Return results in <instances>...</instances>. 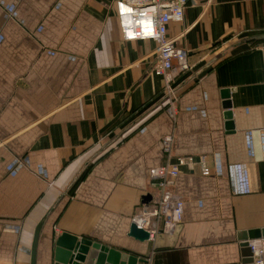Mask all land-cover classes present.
<instances>
[{
    "label": "crops",
    "instance_id": "1",
    "mask_svg": "<svg viewBox=\"0 0 264 264\" xmlns=\"http://www.w3.org/2000/svg\"><path fill=\"white\" fill-rule=\"evenodd\" d=\"M113 2L0 0V264L30 263L51 206L36 264H53L62 233L147 264H244L240 234L264 231V0H190L168 25L189 66L172 83L173 120L150 73L155 43L123 41ZM166 135L173 157L205 156L210 175L180 168V229L154 250L129 231Z\"/></svg>",
    "mask_w": 264,
    "mask_h": 264
},
{
    "label": "built area",
    "instance_id": "2",
    "mask_svg": "<svg viewBox=\"0 0 264 264\" xmlns=\"http://www.w3.org/2000/svg\"><path fill=\"white\" fill-rule=\"evenodd\" d=\"M95 1V0H90ZM190 0H114L113 7L120 36L123 41H151L155 43L156 59L150 73L164 79L166 109L172 120L176 116L177 94L172 83L175 75L189 69L187 52L177 48L174 40L167 37L170 23H181ZM264 88V73H263ZM264 148V134L262 135ZM162 152L167 162L148 172L149 183L155 195L149 204L142 205L132 219V225L148 233V241L154 242L158 235L172 236L181 223L183 200L174 192V185L181 167L196 165L201 176L210 175L205 156L171 155L173 136L162 139ZM251 264H264V238L247 241Z\"/></svg>",
    "mask_w": 264,
    "mask_h": 264
},
{
    "label": "water",
    "instance_id": "3",
    "mask_svg": "<svg viewBox=\"0 0 264 264\" xmlns=\"http://www.w3.org/2000/svg\"><path fill=\"white\" fill-rule=\"evenodd\" d=\"M222 97L225 100L228 98L227 90L222 93ZM223 108L226 111L224 112V119L227 121L226 126L230 129V104L228 101L223 103ZM64 195L65 193H62L54 204H58ZM52 210L53 206L47 210L35 226L29 264H36V251L39 236ZM179 229L180 226L178 225L172 236L163 237L158 235L154 242V250L172 247ZM129 236L139 242L148 240V233L135 225L130 227ZM258 238H264V231H250L240 234L239 240L242 242L241 252L244 257V264H251L252 262L251 254L247 248V241ZM53 264H147V260L144 256L118 251L88 239H79L70 234L62 233L54 239Z\"/></svg>",
    "mask_w": 264,
    "mask_h": 264
},
{
    "label": "trees",
    "instance_id": "4",
    "mask_svg": "<svg viewBox=\"0 0 264 264\" xmlns=\"http://www.w3.org/2000/svg\"><path fill=\"white\" fill-rule=\"evenodd\" d=\"M258 33L259 32H250L248 35H249V37H252L255 39V37H257ZM256 43H258V42L255 41L254 44H256Z\"/></svg>",
    "mask_w": 264,
    "mask_h": 264
}]
</instances>
